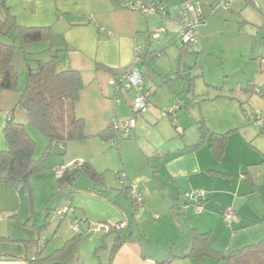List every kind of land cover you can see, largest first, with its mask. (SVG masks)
I'll return each instance as SVG.
<instances>
[{
	"label": "crops",
	"instance_id": "obj_1",
	"mask_svg": "<svg viewBox=\"0 0 264 264\" xmlns=\"http://www.w3.org/2000/svg\"><path fill=\"white\" fill-rule=\"evenodd\" d=\"M124 1L127 0H5L21 26L51 27L55 50L62 51L57 63L59 72L74 69L83 74L86 87L76 105V113L85 120L88 138L65 147L59 145L63 156L58 163L45 164L46 171L32 178L31 209L22 189L0 183V239H4L0 241V264H29L40 251L41 240L28 224L31 220L37 226L33 222L38 197L35 184L46 187L45 182L52 184L53 181L55 185L56 170L76 162L92 166L104 179V184L92 185L81 177L74 187L75 194H85V200L78 205L86 219L108 225L127 223L121 231L126 242L115 252L111 264H225L212 258H176L189 247L190 233L195 229L209 234L210 245L218 253L241 250L264 240L263 128L255 123L256 119L254 126H240L242 123L235 121L236 113L228 118L223 112L218 113L216 122L214 116L209 118L205 114L209 102L221 108L225 107L224 102L234 107L237 100L226 95L212 100L203 98L205 94L199 83L207 86L206 68L193 79L191 69L187 72L189 77L184 73L180 62L183 46L172 34L180 38L176 19L187 0H161L166 11L151 15L123 9ZM142 1L155 4L158 0ZM0 15H4L2 7ZM261 25H264V0H235L230 9L218 11L201 25L198 42L183 50L192 56H202L209 53L207 48L218 46L219 37L227 41L230 27L248 29ZM162 27L167 32L157 40L162 42L156 47L152 35ZM149 44H152V54L144 62L143 52ZM40 45L46 48L36 54H48L50 43L32 46ZM138 51L141 61L137 66L152 93V108L144 115L134 113L133 91L116 95L110 85L112 77L118 79L132 67ZM99 65L118 74L100 70ZM195 66L202 70L199 62L190 65ZM263 66L264 62L262 69ZM255 92L263 94L258 89ZM14 96L10 91L0 96V151L8 148L4 128L9 113L14 110V103L8 101H14ZM173 105L180 107L176 124L161 115L162 109ZM12 117L24 124L29 133L31 123L22 108H17ZM132 118L136 119L137 127L130 139L104 142L97 138L110 125ZM202 120L215 133H229L220 161L209 148V138L204 145L196 147ZM133 184L144 197L139 210L122 194ZM54 185L49 188H57ZM98 186L105 190L104 197L95 194ZM194 190L206 193L204 211L196 214L193 206L187 214L175 211V203ZM95 206L102 209L97 210ZM229 209L235 213L231 226L224 220V213ZM110 236L113 246L116 236Z\"/></svg>",
	"mask_w": 264,
	"mask_h": 264
},
{
	"label": "trees",
	"instance_id": "obj_2",
	"mask_svg": "<svg viewBox=\"0 0 264 264\" xmlns=\"http://www.w3.org/2000/svg\"><path fill=\"white\" fill-rule=\"evenodd\" d=\"M188 1L189 0L185 1L183 6L178 10V16L180 10L184 9L185 4ZM200 1L203 5V20L199 22L194 29L197 34V41L188 45L183 44L181 29L179 27L180 42L183 48L198 42V28L214 16L210 15V5H212L215 0L213 2H209L208 0ZM157 3L161 6L162 1L158 0ZM0 7L4 10V15H0V96L3 92L16 91L18 89V73L13 65V55L15 53L16 46L19 45L24 48L29 44L42 42L50 43V50L47 57L40 56L45 54V52L36 54L38 57L34 58L31 57V54H26L27 83L16 106V109L22 108L26 112L30 123L48 139L49 143L46 151L41 158H35L37 147L36 142L27 132L26 126L13 119L12 115L16 109L9 113L8 119L5 123L4 134L7 140L8 148L4 151H0V183L8 184L17 189H22L27 196L29 209H31L33 201L32 178L46 171L45 160L46 157L53 151L54 145L65 147L69 143L82 141L88 138L85 132V120L78 117L76 113V105L81 98V94L86 87V83L83 74L78 70L69 69L64 72H59L57 70L58 57L62 51L55 50L54 33L51 27H23L19 24L13 13H11L10 8L5 3V0H0ZM162 28L166 30L165 27ZM166 32L167 30L164 33ZM162 34L158 39H155L154 35H152L153 39L159 40ZM8 40H10V42H7ZM151 47L152 44H149L143 52L142 60L144 62L152 54ZM183 48L181 49L180 56L181 65L183 64L184 54L186 53ZM32 63H34V65ZM98 69L112 73L115 76L118 74L116 71L103 65H99ZM120 92H116V95ZM134 113L135 115H138L136 112ZM169 118L172 120L171 117ZM261 128H263L264 133V126H261ZM199 130L201 137L196 147L204 145L209 138V148L214 157L220 161L225 154L229 133H215L206 126L203 120L200 121ZM134 132L129 137L122 138L120 134L115 131L114 125H110L100 132L97 135V138L104 142H110L116 140L117 138L120 140H127L133 136ZM60 156H63V154H60ZM61 167H66V170L63 176L61 178H57V180L62 192L64 191V187H68V189L64 192L66 197H73L75 193L74 187L81 177H85L89 183H96V185L104 184L102 174H99L92 166L86 163H82V165L78 167H74L73 165ZM121 177H123V174H121ZM98 181L99 183H97ZM133 187H136V185L133 184L127 189H124L122 194L129 198V200L133 202L135 208L139 210L143 206L144 201L139 204L132 197L131 192ZM195 191L202 190H194L190 193ZM185 195L186 194L183 195L182 201L179 200L177 203L186 201ZM205 200L206 193L205 197L200 202L203 207ZM177 203H175L174 208H176ZM187 203L190 207H195V203ZM69 207L72 208V205ZM73 211L75 212V208ZM69 214H71V212ZM87 221L88 220L85 219L86 223ZM28 224L35 231L41 230L42 228L33 226L31 224V220L28 221ZM118 225L119 224L103 225L110 227V231L106 232L108 235L116 236L109 264L112 263V258L118 248L126 242L121 237V231L124 229L118 230ZM91 229L92 228L87 229L86 225L83 226L82 232L76 233L71 240L65 243L63 248L56 250L49 256L44 255V249L46 247L42 248V245H40V251L33 257V259L29 260V264H68V262L72 259L73 253L79 245L83 235L91 233ZM1 240L4 239H0V241ZM176 258L181 260L191 258L203 260L204 258H212L223 261L225 264H264V240L241 250L231 251L228 253H218L214 251L210 245L209 234H201L195 229L190 233L189 247L182 256ZM100 264L103 263L100 262Z\"/></svg>",
	"mask_w": 264,
	"mask_h": 264
},
{
	"label": "rangeland",
	"instance_id": "obj_3",
	"mask_svg": "<svg viewBox=\"0 0 264 264\" xmlns=\"http://www.w3.org/2000/svg\"><path fill=\"white\" fill-rule=\"evenodd\" d=\"M172 38L178 41L180 40L174 33L172 34ZM225 38H227V41L219 37L217 39L219 43L218 46L207 48L206 51L209 53L202 56L197 57L192 56V54L188 52L185 53V60L182 64L184 66L183 70L189 77L187 72L190 73V69H192L193 76L191 79H193L195 74L203 70L205 71L203 68H206V73L208 75L207 86H205L204 82H200L201 84L199 83V86L202 85V94H205L203 98L212 100L218 97V95L236 98L237 101L234 103V107L230 102H224L225 107L221 108L215 107L211 104L213 102H209L210 104L207 106L208 109L206 108L205 113L209 118L214 116V121L216 122V115L218 113L223 112L225 118L234 116V113H236L235 121L237 124L242 123L240 126H254V120L256 118L264 119V69L261 67V63L264 62V25L258 28L248 29H240L237 26H232L228 29ZM7 42H10V40ZM161 42L162 41L159 42L156 40L153 42V45L155 44L156 47H158ZM42 43L45 44L47 42ZM38 44L41 43L29 44L24 48L17 45L15 48L13 65L18 73V89L16 91H10L16 95L14 96L16 100L14 98V101L11 99L8 101L9 104L14 103L12 110L16 109L19 96L26 87V54H31L33 58L38 57L36 53L46 48V45L32 46ZM40 56L47 57L48 54L45 53ZM198 62L202 65V70H199L200 68L197 66L190 67L191 64H198ZM32 64L34 65V63ZM184 73H181V75ZM219 88H222V91H220ZM256 89L261 90L263 94H257L255 92ZM4 112L7 114V111ZM238 114L239 116L237 117ZM29 128L30 130L28 131L30 136L37 145L35 158L39 159L45 153L49 141L32 124ZM34 134H36V136ZM59 147V145H54L53 151L46 157V165L58 163V159H61ZM39 183L41 184L42 181ZM85 183L88 184L89 181L87 180ZM97 183H99V181ZM94 184L96 185V183H92V185ZM51 185H54L53 181L52 184L45 182L46 187H42V185H38L37 183L35 184V193L38 194V197L34 208L35 216L33 222L38 227H42L41 230H36V236L40 238L41 245L46 247L44 249L45 256H49L56 250L63 248L65 243L76 235L72 226L73 221L85 220L87 218L82 211L83 209L78 205L79 201L85 200L83 198L85 194L81 192L74 193L73 197L69 198L64 194L65 190L68 189L67 186L64 187V191L62 192L57 180H55L57 188H49ZM94 190L95 194L97 193L96 195L99 194L104 197L105 190H103V188L98 186ZM47 193L48 197L45 198V194L47 195ZM109 195H111V198L114 197L110 193ZM71 205L72 209H76L75 212L61 220L57 212ZM95 209L101 210L102 207L95 206ZM108 224L107 222L102 223L100 221H91L88 219L86 226L87 229L92 228L91 233L83 235L68 264H76L78 259L83 261L82 264H100V262L109 264L113 248V238L104 231L94 232L97 227Z\"/></svg>",
	"mask_w": 264,
	"mask_h": 264
},
{
	"label": "built area",
	"instance_id": "obj_4",
	"mask_svg": "<svg viewBox=\"0 0 264 264\" xmlns=\"http://www.w3.org/2000/svg\"><path fill=\"white\" fill-rule=\"evenodd\" d=\"M255 1V0H251ZM234 0H215L210 9V15H215L219 10H227L230 8L231 4ZM209 6V7H210ZM121 7L125 9H130L132 11L138 12L143 15H151L155 14L158 11L164 12V7L160 6L156 2V4H146L142 0H127L121 3ZM203 20V5L200 0H189L184 9L180 10L178 19L176 20V24L181 29L182 42L185 45L197 41V34L194 31L195 27L199 22ZM166 30L164 28H160L154 34V38L158 39L162 33ZM110 36L111 33H108ZM141 52L138 51L136 54L135 62L126 72L114 77L110 80V85L115 89L116 92L120 91H133L135 93V98L132 102V108L134 112L137 114H146L152 108V103L150 100L151 92L145 86V80L143 75L138 69L137 64L141 61ZM179 106L173 105L171 107L165 108L162 110L163 117H171L174 124H176L177 114H178ZM257 124L260 126H264V119L256 118ZM137 122L135 119H130L127 121L120 122L114 125L115 131H117L122 138L129 137L134 130L136 129ZM82 163H74L73 166L78 167L81 166ZM66 170V167H60L56 170V177L61 178ZM132 197L137 201V203L141 204L144 201L143 194L139 192L137 187H133L132 189ZM205 197V192L203 191H195L193 193H187L185 195L186 201L179 202L176 204L175 211H180L182 213H187L189 211L190 205L187 202L195 203V211L196 214H201L204 211V207L201 205V200ZM73 213V209L70 207H66L57 212V215L63 219L69 213ZM225 222L231 226L235 220L234 212L229 209L224 213ZM86 225L85 220H76L73 221L72 226L76 233H80L83 231V226ZM127 226L126 222H122L117 226L118 230H123ZM95 232H109V226H100L97 227Z\"/></svg>",
	"mask_w": 264,
	"mask_h": 264
},
{
	"label": "water",
	"instance_id": "obj_5",
	"mask_svg": "<svg viewBox=\"0 0 264 264\" xmlns=\"http://www.w3.org/2000/svg\"><path fill=\"white\" fill-rule=\"evenodd\" d=\"M82 262L83 261L79 259L78 261H76V264H82Z\"/></svg>",
	"mask_w": 264,
	"mask_h": 264
}]
</instances>
